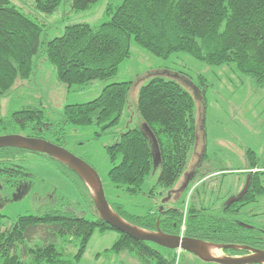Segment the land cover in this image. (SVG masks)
I'll use <instances>...</instances> for the list:
<instances>
[{
    "label": "trees",
    "instance_id": "trees-1",
    "mask_svg": "<svg viewBox=\"0 0 264 264\" xmlns=\"http://www.w3.org/2000/svg\"><path fill=\"white\" fill-rule=\"evenodd\" d=\"M99 1L73 0V8L85 11ZM60 4L61 0L37 2L46 13H53ZM107 14L111 16L108 22L70 25L62 36L42 41L39 23L10 0H0V96L8 94L20 80L30 79L41 55L55 67L57 80L68 87L112 78L130 58L132 40L162 59L187 53L211 66L233 65L239 74L251 79L255 89L264 91V0H123L109 6ZM131 88L132 82L107 85L98 98L67 105L56 120L43 109L24 108L0 118V136L22 134L45 140L50 135L63 141L65 127L70 124L97 125L106 131L120 122ZM195 102V97L175 80L155 77L141 87L138 112L142 123L108 147L113 165L108 176L116 188L138 195L144 193L145 183L158 170L157 183L166 195L161 192L162 203L142 214H131L109 203L124 220L147 231H157L159 221L160 230L166 234L179 235L185 227L184 235L192 239L264 250V209L255 207L264 198V167H258L251 149L247 152L250 169L257 171L248 172L235 198L219 205L210 200L213 193L205 203L198 190V204L189 201L188 206L180 208L168 204L190 187L204 160L186 174L181 188L173 189L198 138ZM201 122L203 128L205 115ZM25 153L55 161L57 171L81 187L80 193L90 203L91 218L72 211L67 199L61 198L55 207L19 216L2 228L6 216L0 210V264H81L97 231L119 235L106 253L128 252L144 264H179L176 251L160 247L161 251L159 246L132 239L102 221L85 181L66 164L46 155L0 148V209L30 193L33 176L15 162ZM69 246L77 251L69 253ZM224 252L240 253L232 249Z\"/></svg>",
    "mask_w": 264,
    "mask_h": 264
},
{
    "label": "rangeland",
    "instance_id": "rangeland-1",
    "mask_svg": "<svg viewBox=\"0 0 264 264\" xmlns=\"http://www.w3.org/2000/svg\"><path fill=\"white\" fill-rule=\"evenodd\" d=\"M10 1L23 14L42 26V41L62 36L70 25L98 26L108 22L111 19L107 14L108 7H115L123 2L100 0L88 10L75 11L73 0H61L60 6L53 13H46L38 8V0ZM155 77L175 80L196 99L198 138L189 153L184 174L173 189L181 188L186 174L193 172L200 159H204L200 162L199 171L190 187L184 188L177 199L168 203L169 206L186 207L189 201H196L198 204V190L202 191L200 197L205 203L214 200L220 205L235 198L242 191L248 172L257 171L250 169L248 150L255 152L258 167H264V91L255 89L251 79L239 74L233 65L211 66L187 53H175L168 59H162L132 40L131 56L120 65L114 77L95 80L83 86L68 87L57 80L55 67L45 55H41L36 60L33 76L26 81L20 80L8 94L0 96V118L32 107L47 111L56 120L67 105L90 102L98 98L107 85L132 82L126 109L116 126L102 131L97 125L70 124L65 127L63 141H56L50 135L44 138L56 145H63L73 155L92 166L98 172L107 200L111 204L119 205L131 214H142L162 203L161 192L166 195V191L157 183L159 171L154 172L147 180L143 194H130L110 182L108 174L113 165L109 161L107 149L117 142L121 134L141 125L142 119L138 112L139 91ZM203 115L205 122L202 128ZM15 162L26 168L33 179L30 182V193L25 199L6 203L0 209L6 216L2 221V228L11 225L19 216L39 214L55 207L61 198L67 199L71 205L67 206L69 209L91 218L90 203L80 193L81 187L66 180L57 171L55 161L38 154L25 153L18 156ZM90 191L94 193L93 189ZM211 194L213 197L210 199ZM255 207L260 211L264 209V198ZM110 233L112 232L97 231L93 235L81 264H99L95 260L96 254L113 245V234ZM67 251L74 254L77 249L69 246ZM218 251L219 257H224L223 252ZM115 254L103 258L104 264H113L116 256L118 260L119 254ZM131 255L134 264H144L134 254ZM178 261L179 264H206L188 252L179 253Z\"/></svg>",
    "mask_w": 264,
    "mask_h": 264
},
{
    "label": "water",
    "instance_id": "water-1",
    "mask_svg": "<svg viewBox=\"0 0 264 264\" xmlns=\"http://www.w3.org/2000/svg\"><path fill=\"white\" fill-rule=\"evenodd\" d=\"M0 148H19L31 152L46 155L74 170L93 189L94 203L99 218L120 233L130 236L132 239L149 242L159 247L174 250L178 253L188 252L198 257L204 263L214 264H264V250L250 247H238L236 245H213L201 240L192 239L180 235L166 234L160 230L157 222V231H147L134 226L124 220L111 207L107 200L104 186L98 172L81 158L73 155L65 147L58 146L50 141L33 138L21 134H9L0 136ZM218 250H241L250 251L251 254L243 257H213L209 253L210 248Z\"/></svg>",
    "mask_w": 264,
    "mask_h": 264
},
{
    "label": "crops",
    "instance_id": "crops-1",
    "mask_svg": "<svg viewBox=\"0 0 264 264\" xmlns=\"http://www.w3.org/2000/svg\"><path fill=\"white\" fill-rule=\"evenodd\" d=\"M112 233H110V234H113L112 235V238H113V244H114V242L119 238V235H118V233L117 232H115V231H111ZM114 232V233H113ZM101 233V232H100ZM112 247V246H111ZM110 249V248H109ZM109 249H105V250H103V251H101V252H98L97 254H96V256H95V260H97V262H99V264H104V261H102L103 260V258H105V257H107V255H112V254H115V253H112V252H109V253H107V254H102V256L101 257H97V255L98 254H101V253H106L105 251H107V250H109ZM115 255H117V254H115ZM119 259L117 260V256L113 259V264H134V259H133V257H132V255L131 254H129V253H121V254H119ZM105 260V259H104Z\"/></svg>",
    "mask_w": 264,
    "mask_h": 264
},
{
    "label": "flooded vegetation",
    "instance_id": "flooded-vegetation-1",
    "mask_svg": "<svg viewBox=\"0 0 264 264\" xmlns=\"http://www.w3.org/2000/svg\"><path fill=\"white\" fill-rule=\"evenodd\" d=\"M161 209H163V208H161ZM185 236V235H184ZM246 247V246H245ZM243 248H244V246H243ZM254 249V248H253ZM243 250L244 251H247V250H245V249H241V250H238V251H240V253H238V254H231V253H227V252H224V250L222 251L223 252V254H224V256H231V257H243V256H246V255H249V254H251V252L250 251H247V253H244L243 252ZM258 250H260V249H258ZM195 256V255H194ZM198 258V257H197ZM199 259V258H198ZM200 260V259H199ZM206 264H209V263H206ZM211 264H214V263H211Z\"/></svg>",
    "mask_w": 264,
    "mask_h": 264
},
{
    "label": "bare ground",
    "instance_id": "bare-ground-1",
    "mask_svg": "<svg viewBox=\"0 0 264 264\" xmlns=\"http://www.w3.org/2000/svg\"><path fill=\"white\" fill-rule=\"evenodd\" d=\"M209 253L213 257H219V255H220L218 249L214 248V247L209 249Z\"/></svg>",
    "mask_w": 264,
    "mask_h": 264
},
{
    "label": "built area",
    "instance_id": "built-area-1",
    "mask_svg": "<svg viewBox=\"0 0 264 264\" xmlns=\"http://www.w3.org/2000/svg\"><path fill=\"white\" fill-rule=\"evenodd\" d=\"M184 231H185V227L182 228V232H184Z\"/></svg>",
    "mask_w": 264,
    "mask_h": 264
}]
</instances>
